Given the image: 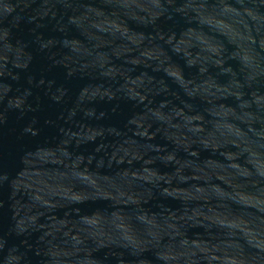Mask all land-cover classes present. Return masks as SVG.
Segmentation results:
<instances>
[{
  "label": "water",
  "instance_id": "obj_1",
  "mask_svg": "<svg viewBox=\"0 0 264 264\" xmlns=\"http://www.w3.org/2000/svg\"><path fill=\"white\" fill-rule=\"evenodd\" d=\"M0 264H264V0H0Z\"/></svg>",
  "mask_w": 264,
  "mask_h": 264
}]
</instances>
